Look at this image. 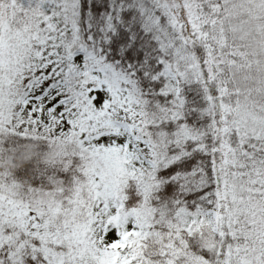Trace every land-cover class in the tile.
Wrapping results in <instances>:
<instances>
[{
	"label": "trees",
	"instance_id": "16d2710c",
	"mask_svg": "<svg viewBox=\"0 0 264 264\" xmlns=\"http://www.w3.org/2000/svg\"><path fill=\"white\" fill-rule=\"evenodd\" d=\"M183 2L196 30L180 16L181 39L162 33L160 15L153 23L143 9L149 0L69 1L74 29L55 39L44 66L34 64L23 95L53 87L71 125L57 128L52 114L39 131L23 107L4 114L0 175L23 209L51 220L54 232L71 228L89 239L111 220L98 216V199L111 201L123 245L110 254L77 246L87 264H264V0ZM248 19L242 36L234 24ZM174 46L195 63L182 76ZM72 50L81 54L77 73L89 78L80 85L65 69ZM89 83L104 91L103 106L92 102ZM220 102L259 116L260 129L236 133L231 125L221 136L212 118ZM117 126L123 153L80 142ZM229 186L235 203L227 199L218 236L198 219ZM4 245L0 264H43Z\"/></svg>",
	"mask_w": 264,
	"mask_h": 264
},
{
	"label": "rangeland",
	"instance_id": "374dc122",
	"mask_svg": "<svg viewBox=\"0 0 264 264\" xmlns=\"http://www.w3.org/2000/svg\"><path fill=\"white\" fill-rule=\"evenodd\" d=\"M69 1L71 0H0V126L4 125L7 119L4 114L7 116L10 108L18 111L22 107L30 113V124L36 126L39 131L52 114L56 115L57 128L67 129L71 125L73 116L63 105V98L55 96L56 90L53 87L26 92L23 95L25 81L31 77L34 64L39 65V62L45 58L50 52L49 48L54 47L55 39L70 34L74 29L73 12H70ZM183 1L185 0H149L150 6H144L143 9L148 10L151 16L158 14L163 18L161 23L163 34L168 31V35L183 39L178 35L180 16H188V14L184 15L187 8L185 9ZM187 16L189 28L196 30L195 24L190 18L188 20ZM152 20L155 24L158 21L154 16ZM252 23L253 21L249 19L245 22L238 21L234 24V28L244 36L246 32L243 26L251 28ZM167 43L172 46L170 43L173 42L168 40ZM184 45L187 46V43ZM171 53L172 63L175 67L181 68V76L182 72H188L195 67L190 52L174 46ZM69 56L70 65L65 67L66 71H71V75L79 85L86 83V80L89 81L85 71L80 76L77 73L76 63H79L81 54L72 50ZM43 63L44 60L40 63L41 66H44ZM39 71L40 69L37 70ZM168 72L179 81L172 68H168ZM86 87L92 102L97 107L103 106L106 102L104 91L90 83ZM82 117L86 119L85 116ZM212 118L217 121L221 136L231 125L235 126L236 133H255L260 129V126L259 128L257 126L262 121L259 116L230 109L221 102L218 103V108L213 109ZM24 121V118H20L19 125ZM80 142L84 146L94 147L101 153H123L125 135L120 126H117L101 134H84ZM234 193L235 189L232 186L220 189L219 197L213 202V207L201 215L198 222L206 221L220 236L219 228L226 223L223 220H227L226 214L230 205H226V202L228 199L230 203H235ZM16 201L11 186L4 182L0 175V246L5 244L4 247L9 245L17 252H27L36 261L41 260L38 257L40 255L43 264H82V262L87 264V261L84 262L74 255L73 251L77 246L87 251L98 248L102 254H110L118 246L123 245V237L116 222L113 221L116 212L109 199H98L97 212L98 216L111 220L96 232L93 231L89 239L84 233L71 228L65 231L54 228L55 233L51 220L43 219L31 209H23ZM221 212L225 213L224 219L221 218Z\"/></svg>",
	"mask_w": 264,
	"mask_h": 264
}]
</instances>
